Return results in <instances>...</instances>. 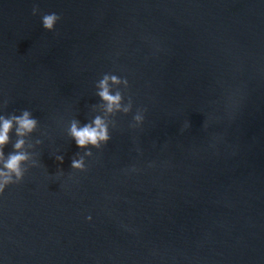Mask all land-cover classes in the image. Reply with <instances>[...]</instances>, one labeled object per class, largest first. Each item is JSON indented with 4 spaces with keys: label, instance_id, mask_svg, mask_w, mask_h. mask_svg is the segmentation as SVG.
<instances>
[{
    "label": "water",
    "instance_id": "water-1",
    "mask_svg": "<svg viewBox=\"0 0 264 264\" xmlns=\"http://www.w3.org/2000/svg\"><path fill=\"white\" fill-rule=\"evenodd\" d=\"M104 75L130 110L86 156ZM24 110L0 264H264V0H0V114Z\"/></svg>",
    "mask_w": 264,
    "mask_h": 264
},
{
    "label": "clouds",
    "instance_id": "clouds-1",
    "mask_svg": "<svg viewBox=\"0 0 264 264\" xmlns=\"http://www.w3.org/2000/svg\"><path fill=\"white\" fill-rule=\"evenodd\" d=\"M37 13V8L33 7L32 15L35 16ZM58 20L59 17L56 13L42 15L41 27L45 32H52ZM121 84L126 86L127 82L115 75H104L96 84V95L101 102L104 115H97L90 123L82 126L76 121H72L68 126L69 138L77 149L85 150L86 156L91 155L86 149H98L109 140L108 124L104 117L116 112L126 114L130 110V105L122 104L121 94L118 91H112L113 87ZM133 119L139 125L143 117L141 114H137ZM36 128L37 120L27 110L20 112L19 115L0 114V193L11 185L19 184L25 176L24 165L29 161V155L25 151V137L30 136ZM10 133L15 135L16 141L12 145V152L5 156L4 148L9 143ZM38 143L39 141H37ZM56 159L58 162H62L61 157ZM33 166H35V162H33ZM70 167L74 171H82L84 168L83 159H74ZM90 219V217H86V220Z\"/></svg>",
    "mask_w": 264,
    "mask_h": 264
}]
</instances>
